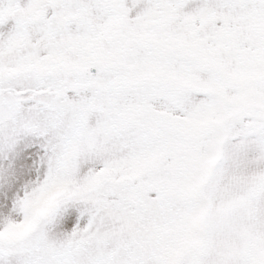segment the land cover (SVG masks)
<instances>
[{"label": "snow or ice", "instance_id": "6c2138e0", "mask_svg": "<svg viewBox=\"0 0 264 264\" xmlns=\"http://www.w3.org/2000/svg\"><path fill=\"white\" fill-rule=\"evenodd\" d=\"M0 264H264V0H0Z\"/></svg>", "mask_w": 264, "mask_h": 264}]
</instances>
